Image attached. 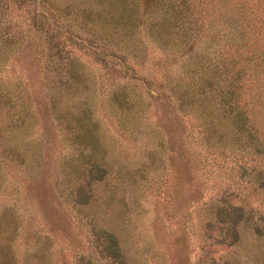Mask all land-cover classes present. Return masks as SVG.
<instances>
[{"label":"trees","instance_id":"16d2710c","mask_svg":"<svg viewBox=\"0 0 264 264\" xmlns=\"http://www.w3.org/2000/svg\"><path fill=\"white\" fill-rule=\"evenodd\" d=\"M126 1L136 9L138 0ZM139 3L147 10L161 3L171 11L158 30L161 45L170 42L174 52L193 61L171 87L163 84L170 123L157 119L148 125L161 134L160 151L147 152L130 167L103 154H54L48 139L25 133L32 121L11 120L8 106L0 112V178L6 181L7 173L11 182L0 195L13 192L14 203L32 220L17 216L13 205L0 209V264H242L250 255L240 250V234H264V142L252 118L254 94L243 95L245 82H258V71H264V0ZM204 12L210 15L206 25ZM168 33L171 41L164 37ZM25 98L22 116L31 112ZM116 125L125 131L138 124L117 120ZM81 143L95 147L86 139ZM110 174L130 187V194L139 181L151 193L148 214L139 225L128 223L126 231L121 214L98 222L83 208L94 184ZM199 206L201 243L191 259L187 228ZM131 227L137 228L135 237ZM43 240L59 244L54 260H47ZM217 247L232 257L217 261Z\"/></svg>","mask_w":264,"mask_h":264},{"label":"rangeland","instance_id":"374dc122","mask_svg":"<svg viewBox=\"0 0 264 264\" xmlns=\"http://www.w3.org/2000/svg\"><path fill=\"white\" fill-rule=\"evenodd\" d=\"M125 3L126 0H0V112L3 114L9 106L7 115L11 120L18 117L32 121L31 130L25 133L48 139L54 154H103L105 159L130 167L145 159L147 152L160 151L157 143L161 134L149 126L157 119L170 123L172 107L160 95L163 84L171 87L178 72L186 71L193 61L186 53L174 52L170 42L165 48L161 45L158 30L164 19H171L169 9L165 11L161 3H156L147 10L138 0L136 9L130 10ZM201 16L206 25L209 13ZM164 37L172 39L169 33ZM258 73L259 81L252 78L242 89L243 95L254 94L253 98L247 97L255 102L252 118L258 139L264 142V71ZM8 95L11 98L7 104ZM25 97L31 112L22 116L20 103ZM117 120L138 125L124 131L117 127ZM82 139L93 142L95 147L83 145ZM0 154L2 159L1 147ZM4 176L6 181L0 178V193L11 182L7 173ZM136 183L135 195L130 194V187L110 174L94 184L92 199L83 208L98 222L114 213L121 214L122 231L128 230V223L139 225L140 218L151 209V193L142 186L144 183ZM213 192L214 189L207 190L208 196ZM13 198V192L6 197L0 195V209L13 205L17 216L32 220L31 213L24 211L20 202L14 203ZM203 211L201 206L194 209L193 221L187 228L191 259L199 253L198 224ZM132 227L130 232L135 237L137 228ZM240 235V250L250 255L242 264H264V234ZM42 242L50 252L47 260H54L59 244L56 240ZM231 255L219 247L213 253L217 261L230 259Z\"/></svg>","mask_w":264,"mask_h":264}]
</instances>
